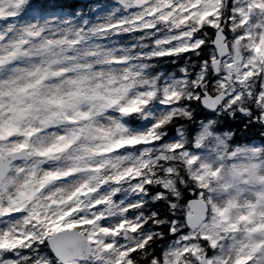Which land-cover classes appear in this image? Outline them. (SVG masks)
<instances>
[{"label":"snow or ice","instance_id":"snow-or-ice-1","mask_svg":"<svg viewBox=\"0 0 264 264\" xmlns=\"http://www.w3.org/2000/svg\"><path fill=\"white\" fill-rule=\"evenodd\" d=\"M66 3L0 0V264H264V0Z\"/></svg>","mask_w":264,"mask_h":264},{"label":"trees","instance_id":"trees-1","mask_svg":"<svg viewBox=\"0 0 264 264\" xmlns=\"http://www.w3.org/2000/svg\"><path fill=\"white\" fill-rule=\"evenodd\" d=\"M65 6L72 9L84 8L85 12L88 11L85 4L74 0H67ZM223 127L224 129H231L236 133L235 142H250L256 139L264 141V135H262V133H264V129H261L259 126L247 125V121L239 116L236 120H229ZM156 207L162 208L163 206L157 205Z\"/></svg>","mask_w":264,"mask_h":264},{"label":"water","instance_id":"water-1","mask_svg":"<svg viewBox=\"0 0 264 264\" xmlns=\"http://www.w3.org/2000/svg\"><path fill=\"white\" fill-rule=\"evenodd\" d=\"M76 1H78V2H83V3H84V0H76Z\"/></svg>","mask_w":264,"mask_h":264},{"label":"flooded vegetation","instance_id":"flooded-vegetation-1","mask_svg":"<svg viewBox=\"0 0 264 264\" xmlns=\"http://www.w3.org/2000/svg\"><path fill=\"white\" fill-rule=\"evenodd\" d=\"M255 141H260V139H256Z\"/></svg>","mask_w":264,"mask_h":264}]
</instances>
